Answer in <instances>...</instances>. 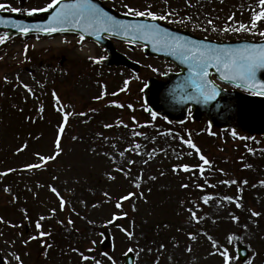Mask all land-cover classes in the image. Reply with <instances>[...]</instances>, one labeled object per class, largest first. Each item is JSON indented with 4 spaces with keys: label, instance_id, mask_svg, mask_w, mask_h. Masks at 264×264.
Returning a JSON list of instances; mask_svg holds the SVG:
<instances>
[{
    "label": "rangeland",
    "instance_id": "1",
    "mask_svg": "<svg viewBox=\"0 0 264 264\" xmlns=\"http://www.w3.org/2000/svg\"><path fill=\"white\" fill-rule=\"evenodd\" d=\"M250 1L108 0V6L131 15L123 7L125 3L140 10L151 4L152 11L172 13L169 16L181 14L184 30L213 36L215 23L231 32L240 23L246 24L243 13ZM49 2L1 1L22 10L43 8ZM1 10L11 11L9 7ZM260 23L264 26V21ZM243 33L250 36L247 31ZM53 39L8 37L0 44V173H7L0 175V254L5 264H123L122 256L129 248L133 249L135 264H223L219 252L225 247L230 264H248L250 260L252 264H264V218L251 215L253 208L264 210V168H260L261 164H249L252 159H264V139L250 141L227 131H214V136L205 133V123L189 120L179 128L165 126L161 119H153L144 111L141 91L147 78L160 79L170 72L169 63L145 57L140 47L129 50L115 45L119 52L140 64V72L132 75L122 68H94L86 61L92 63L89 56L105 57L103 51L74 37H60L56 43L51 42ZM84 45L91 54L82 52ZM24 84L32 91L25 89ZM121 88L125 91L121 92ZM105 89L107 95L118 94L94 99ZM52 90L62 97L60 104L69 114L61 137L64 151L46 166L27 170L25 165L40 163L35 153L48 156L54 151L59 118L50 109L47 91ZM112 101L124 107H117ZM30 113L38 118L25 125L23 117ZM21 130L24 136L12 144ZM189 138L201 150L200 154L210 160V168L218 166L214 169L225 176L201 181L202 186L221 184L213 192L187 194V178L185 181L180 174L169 173L171 168L195 163V155L185 152L186 147L192 150L183 142ZM23 143L27 148L17 152ZM137 144L139 148L135 147ZM117 168L123 171H116ZM246 168L249 173L243 179L236 175V171ZM109 174L115 179H109ZM225 180L235 183H222ZM245 181L253 199L260 204L242 213L236 207L242 200H236L228 188L241 186ZM49 185L56 187L66 201L63 209ZM119 187L122 192H118ZM127 191L135 195L117 209L116 201ZM205 196L210 197L207 204ZM226 196H232L233 202L224 200ZM52 209H56L54 215ZM192 211L202 218L199 222L191 218ZM125 212L127 216L108 223L114 213L120 216ZM233 215L239 217L238 223L232 220ZM41 216L46 219L40 221L42 228L38 230L36 223ZM69 220L73 223L69 224ZM122 228L133 233L132 239ZM40 231L50 235L39 237ZM189 233L196 240L189 239ZM229 234L234 235L231 244L227 241ZM32 236L38 238L29 239ZM208 236L218 242L219 251L213 248ZM107 237L109 245L103 249ZM240 246L247 251L243 261L236 256ZM189 247L191 251H187ZM80 253L94 259L82 261Z\"/></svg>",
    "mask_w": 264,
    "mask_h": 264
},
{
    "label": "snow or ice",
    "instance_id": "2",
    "mask_svg": "<svg viewBox=\"0 0 264 264\" xmlns=\"http://www.w3.org/2000/svg\"><path fill=\"white\" fill-rule=\"evenodd\" d=\"M59 5V7H57ZM5 7H9L11 11L13 12H20L25 11L28 15H33L38 12H47L49 9H56L52 18L50 19L49 23L47 25H33L31 27L28 26H21V25H14V27L19 28L20 32L27 34L28 32L32 31L33 29L39 30L41 32L49 33L56 31H64L65 29L62 27L65 24L70 25L73 28H82L84 31H99V30H115L116 34L119 35L121 32L127 33L129 30H131L134 34H138L141 36V38H152L156 42H160V38L162 36V33L159 30V26L155 24H124L123 22L116 21L114 17L108 16L107 13L103 12L102 9L97 8L96 5L91 3V0H73L71 3L61 4L60 0H50V2L43 8H30V9H20V8H12L8 5H5L3 3H0V9H4ZM125 9H127V13L131 14L133 16L138 17H150L151 20H165L168 18L169 15L172 13H166L164 15H157L155 12H153L152 5L148 4L147 7H145L143 10L134 8L130 6L129 4L125 3L123 5ZM258 7L259 11H253L252 18L250 21V24H244L240 23L238 27L233 28V31H253L257 28V25L259 22L264 21V0H258ZM233 17H229V20H232ZM209 24H212V21H208ZM56 25H60L61 27H56ZM229 28L225 27L223 31H228ZM262 37H264V31L259 33ZM7 39V35L0 36V44L4 43ZM84 39L83 35H81L80 40L82 41ZM163 45L167 48H170L172 53L174 55H178L181 58L184 59L185 63L190 64V71L194 73V76L192 78V84L201 95H203L206 99H212L214 98V86H212L213 91L209 92V85H211V81L208 79V68L210 66L215 67L217 72L220 73L221 79L228 80V81H239L241 86L247 85L252 88H259V91L261 94H264V83L257 84L255 80V74L256 70L259 68H264V45L261 46H250V47H243V48H212L208 45H204L201 42L198 41H187L183 40L179 37H165L163 39ZM27 52V45H25V53ZM104 57H92L89 56V60H91L93 63H99L101 60H103ZM5 80L7 81V77H5ZM125 88L128 85V81H124ZM23 87L27 89L29 92H31V88L27 84H24ZM103 87V86H102ZM125 88H121L120 91H125ZM118 93L113 92L112 95L115 96ZM107 95L106 89L102 91L101 95H98L94 97L96 100H101L103 97ZM53 97L56 99L57 104L60 103L59 97L56 95L55 92H53ZM112 104L116 105L117 107H124L122 104H118L116 101H112ZM129 108L132 107V105H128ZM63 106L61 108L57 109L58 111H62ZM95 111V110H93ZM149 111H151L149 109ZM80 115H84V113H80ZM68 113L63 114V121L58 127L57 135L55 137L54 141V151L51 155L45 156L41 153L37 152L35 155L37 156L40 163H29L25 165V168L27 170H33V169H39L43 166H46L48 161H54L56 160L64 151L62 146V135L65 132L64 125L68 122ZM153 119L156 118V113H152ZM135 119V118H133ZM119 123H123L122 121ZM126 126V125H125ZM105 127H112L110 124H105ZM139 133H137L138 135ZM232 135L235 137L236 132L233 131ZM73 139H76L73 137ZM185 144H187L190 148L194 149L197 154H200L201 150L197 147L196 144L192 142V139L189 138L187 140L183 141ZM136 148H139L140 146L137 144L135 145ZM25 148H27V144H25L22 148H18L17 152L23 151ZM121 156L124 155V152L120 153ZM200 160L203 161L202 164L198 165L201 174L204 172V166L209 164V160L200 154ZM129 163H135L134 161H129ZM144 163H147V161H144ZM183 168L185 172L191 171V168L189 165L185 164L180 166ZM116 171H123L122 168L115 169ZM9 172L15 171L14 169H9ZM175 171V168H174ZM7 173H0V175H6ZM163 174V173H162ZM56 179V177H54ZM109 179H115L111 174H109ZM151 179H155V177H152ZM224 184L229 183H235V181H222ZM247 183V181H245ZM262 184H264V181H261ZM140 185L137 183L136 187L138 188ZM182 187H187V185H182ZM50 191L55 194L59 198V207L63 209L65 207L66 201L61 196L60 192L57 190L56 187L49 185ZM5 191H8L6 188ZM104 195L107 197L109 194L104 193ZM135 195V193L129 192L127 195L121 196L119 200L116 201V208L120 209L122 208V202L129 200ZM210 197L205 196L203 197L204 203L207 204ZM224 200H227L228 202H233L232 196H226L223 198ZM95 206V205H94ZM236 207L240 208L242 207V204L237 202ZM53 215L56 212V209L51 210ZM122 215L127 216V213H122ZM252 217H258L261 214L257 211L251 212ZM191 218L193 220H196L199 222L202 218L197 216V213L195 211L191 212ZM232 220L235 222H239V217L233 215ZM46 217L41 216L40 220L36 223V228L39 230L42 228V224L40 221L45 220ZM120 219V216L117 214H113L112 219L108 221V223H112L113 221H116ZM69 224L73 223L71 220L68 221ZM245 230H247L248 226H243ZM125 232V235L132 239L133 233L127 231L126 229H121ZM50 235V233L40 231L39 237H44ZM205 235H207L205 233ZM38 237L32 236L29 239H37ZM234 238L233 234H229L227 236V241L229 244H231L232 240ZM189 239L196 240V236L194 234L189 233ZM208 239L212 241L213 248L217 249L219 251V245L216 240H214L211 236H208ZM27 243V241H25ZM93 244H95V241H92ZM50 247V246H49ZM161 248L164 247V245L160 246ZM191 247L187 249V251H191ZM73 251H79L78 249H73ZM89 251H92V249H89ZM129 252H132L133 249L129 248ZM219 254L223 257V264H230L231 257L228 254V248H224L222 252H219ZM80 257L82 261H88L90 259H94L93 257H89L87 255H84L83 253H80ZM17 260H19V256L16 257ZM111 259V257H109ZM95 264H100V261H95ZM248 264H252V261L250 260Z\"/></svg>",
    "mask_w": 264,
    "mask_h": 264
},
{
    "label": "water",
    "instance_id": "3",
    "mask_svg": "<svg viewBox=\"0 0 264 264\" xmlns=\"http://www.w3.org/2000/svg\"><path fill=\"white\" fill-rule=\"evenodd\" d=\"M73 0H67L61 2V4L71 3ZM92 4L96 5L91 1ZM99 4V3H98ZM100 5V4H99ZM98 5V6H99ZM97 6V5H96ZM97 8L102 9L100 6ZM59 7V5L57 6ZM56 9L49 13L42 14L43 20L37 21L29 18L18 17L15 15H8L5 13H0V29L9 30L11 35L22 33L19 28L14 27V25L28 26L31 27L33 25H47L52 18ZM103 12L107 13L108 16H114L115 18L120 19V22L124 24H155L159 26V30L162 33L160 38V42H156L152 38H146L143 43H146L147 47L145 48L146 55H152L156 57L163 58L170 62H173L176 66L181 68V73L177 75L167 76V81L162 83L158 82L156 79L152 78L147 81V86L145 87L143 96L145 102L148 104L150 109L153 112L161 115L167 119L182 122L185 119L186 110L188 106H191L193 109V118L194 120H200L202 114H205L209 124L218 128H227L231 127L242 132H245L251 136L253 135H264V100L258 101L254 100L250 97L238 95V94H229L225 92H221L218 89H214V98L206 99L203 95H201L192 82L189 81V78L185 76V68L187 67V63L184 62V59L178 55H174L170 48H167L163 45V39L165 37H179L183 40L187 41H198L204 45H208L210 47L215 46V44L210 43L208 41L197 40L192 37V35L185 32H176L170 30L167 27L161 26L157 23H147L145 21L140 20H132L125 17H119L114 15L113 13H109L102 9ZM111 14V15H109ZM56 27H61L60 25H56ZM64 31H73L78 32L83 37L88 39H93V30L84 31L82 28H73L68 24L62 26ZM100 32V31H99ZM31 33H40V34H49L45 32H41L39 30L33 29L27 34ZM123 33V32H122ZM24 34V33H22ZM112 36L117 37L115 30H109L108 33ZM26 35V34H24ZM103 35V34H102ZM124 39L130 40L133 42H140L141 36L138 34H134L131 30L124 34ZM264 45V42L259 43H248V42H239L235 43L233 48H243L250 46H261ZM105 46V45H104ZM107 48V52L109 55V59L106 61L108 65L115 66H125L132 71L136 72L138 66L134 63H131L123 56L114 52L110 46H105ZM222 48H228L224 46ZM220 74V73H219ZM262 75H264V68H259L256 70L255 80L257 84H262L264 81L261 80ZM221 76V75H220ZM229 83H234L238 86L240 85L239 81H228ZM254 91L260 92L257 88H250ZM209 90V92H212ZM244 251L240 249L239 255L241 258H244ZM125 263L132 264L133 258L131 255L125 256ZM0 264H3L0 259Z\"/></svg>",
    "mask_w": 264,
    "mask_h": 264
},
{
    "label": "trees",
    "instance_id": "4",
    "mask_svg": "<svg viewBox=\"0 0 264 264\" xmlns=\"http://www.w3.org/2000/svg\"><path fill=\"white\" fill-rule=\"evenodd\" d=\"M252 1H253V3H252ZM251 1V6H256L257 4H254V3H258V0H252ZM256 1V2H255ZM255 11V10H254ZM252 14H253V11L252 12H249L247 15H248V19L251 21V18H252ZM201 188V187H200ZM198 189V187H196L195 188V190H197Z\"/></svg>",
    "mask_w": 264,
    "mask_h": 264
},
{
    "label": "bare ground",
    "instance_id": "5",
    "mask_svg": "<svg viewBox=\"0 0 264 264\" xmlns=\"http://www.w3.org/2000/svg\"><path fill=\"white\" fill-rule=\"evenodd\" d=\"M57 40H59V39H58V38L53 39L51 42L56 43ZM82 52H83L84 54H88V52H87V50H86V45L83 46ZM89 54H91V53L89 52ZM89 54H88V55H89Z\"/></svg>",
    "mask_w": 264,
    "mask_h": 264
},
{
    "label": "flooded vegetation",
    "instance_id": "6",
    "mask_svg": "<svg viewBox=\"0 0 264 264\" xmlns=\"http://www.w3.org/2000/svg\"><path fill=\"white\" fill-rule=\"evenodd\" d=\"M174 72H176V70Z\"/></svg>",
    "mask_w": 264,
    "mask_h": 264
}]
</instances>
